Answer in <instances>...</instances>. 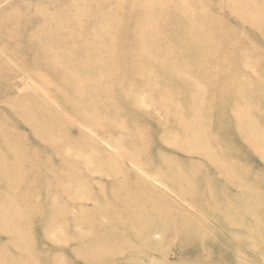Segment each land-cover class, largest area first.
<instances>
[{"label":"rangeland","instance_id":"374dc122","mask_svg":"<svg viewBox=\"0 0 264 264\" xmlns=\"http://www.w3.org/2000/svg\"><path fill=\"white\" fill-rule=\"evenodd\" d=\"M1 121L2 264H264V0H0Z\"/></svg>","mask_w":264,"mask_h":264},{"label":"bare ground","instance_id":"6f19581e","mask_svg":"<svg viewBox=\"0 0 264 264\" xmlns=\"http://www.w3.org/2000/svg\"><path fill=\"white\" fill-rule=\"evenodd\" d=\"M98 32H100V31H98ZM42 33H44L43 31L41 32V34ZM37 36V35H36ZM36 38V41L37 42H39L38 44H40V45H44V41L42 40L41 41V38H38V37H35ZM25 49V48H24ZM42 53H43V56L41 55V53H39L40 54V57L41 58H44L45 60L47 59V56H48V60H46V63L47 64H52L51 62L52 61H54L53 60V57L52 56H50L49 55V53H48V51H47V49H46V51L45 50H42ZM97 61H99L98 60V58L95 60V61H93V65H95V64H97ZM55 62V61H54ZM53 68H54V66H53ZM64 71V70H63ZM64 74H62V76H63ZM60 77V71H57V72H55L54 73V77L55 78H59V79H63V80H66V75L65 76H63V77ZM57 78V79H58ZM68 78V77H67ZM70 80V78H68V81H67V83H65V85L63 86V87H65L69 92H70V95H73V94H76V95H79L80 97H82L83 98V100H84V98L86 97V93H85V91L83 92V94L81 93V91H80V88L78 87V85H73L72 83H71V81H69ZM69 92H68V94H69ZM55 95H57V97L62 101V103H63V106H64V108L67 110V111H73V112H75V113H77V105H75L73 102H71L70 100H66V102H65V98L67 97L66 96V94H64V92H63V89H62V91L61 90H58V89H56L55 90ZM88 100H91V98L90 99H88ZM87 100V103L86 104H88L89 106H91L92 108H93V110L97 113H100V108H97L95 105H93L90 101H88ZM32 102L33 104H34V108L33 107H31V112H32V115H33V117H34V120L35 119H38L37 117H42L43 118V122H39V125L37 126V125H35L34 123L32 124V127H33V129H32V133L36 136L37 135V137L39 136V135H41L46 141H48L49 143H51V146H52V148H51V150L49 151V152H51L52 153V155H62L63 154V156H61V164H66V163H69V164H71L72 162H77L78 163V161H75L76 159L75 158H72L73 159V161H71V157H69L68 155L66 156V154H65V147H68L69 146V144H67V143H71V140L70 141H67V142H65V143H63V142H58L57 140H56V134H55V132H57V134L58 135H61L62 133L60 132V131H53V132H50L49 134H45V135H43V133L41 132V128H46V127H48V126H51V125H53V123L54 122H56V121H59V115L56 113V112H54L53 110L52 111H48L50 108H49V105L47 104V103H45L43 100H41V101H39V98L37 97V96H32V97H30V98H28V100H27V102ZM42 103V104H41ZM30 104V103H29ZM28 104V105H29ZM25 106H27V104L25 105ZM30 107V106H29ZM77 108V109H76ZM80 110V109H79ZM22 111H27L26 110V107H23V104H22V108H21V111H19V113L21 112L22 113ZM47 111H48V113H47ZM30 112V113H31ZM18 113V114H19ZM45 114H49V115H45ZM23 115V114H22ZM26 116V115H25ZM23 117V118H26V117ZM28 117V116H27ZM26 120V119H25ZM36 122V121H35ZM19 136H20V133H17V135L14 137V139L16 140H18L19 139ZM13 138V136H11V135H9L8 133H7V131L5 130V128L3 127V125H2V121L0 122V141L4 144V150L6 151V154L5 155H2V154H0V162L3 160V159H10V161H11V164H13V166H10V168L8 169V168H1V170H0V175L1 176H3V177H5L4 178V183H3V185H4V188H5V190H6V193H14V191H15V189L17 188V186L15 185V181L13 180V178H11V179H9V180H7L8 178H10V177H18V176H20L21 178L24 176L25 177V180H28L29 179V176H28V174L26 173V174H18L19 172H18V168L17 167H15V166H18L19 165V163H18V160L19 159H21V157H23V153L26 151V149L25 150H23V149H13L11 146H10V141H11V139ZM67 144V145H66ZM73 149L74 150H80V148L81 149H83L82 147H84V144H82V143H79V142H74L73 143ZM84 148H88L86 145H85V147ZM89 149V148H88ZM39 150V149H38ZM37 150V151H38ZM40 151V150H39ZM85 151V150H84ZM36 153L37 152H34V150H33V153L32 154H30L31 156H29V157H27V159H32V160H36L35 161V167L37 168V167H39L40 165H45V164H48V161H52L53 159H52V157H51V155H49V157H46L47 158V160L45 159V157H43V159H37L36 158V156H34V155H36ZM40 153V152H39ZM99 158H101V156L99 157ZM77 160H79V159H77ZM99 160V159H98ZM39 161V162H38ZM80 161V160H79ZM40 162H42V163H40ZM98 163H99V161H97ZM103 163V162H102ZM73 164V163H72ZM67 165V164H66ZM71 168H69V170H70ZM67 170V169H66ZM74 172V171H73ZM50 174V173H49ZM64 174V173H63ZM77 174V173H76ZM65 175V174H64ZM73 175V174H72ZM75 175V174H74ZM64 177V176H63ZM62 177V178H63ZM74 177V176H73ZM75 177H78V175H75ZM71 178H72V176H71ZM64 179V178H63ZM80 179V178H79ZM64 180H68V179H64ZM75 181L77 180V179H74ZM7 181H9V182H7ZM69 181H72V179H70ZM73 182V181H72ZM66 186V185H65ZM67 189H69V187L67 188ZM127 190V189H126ZM120 192V191H119ZM122 194H123V200H124V202L126 203V201L127 200H129V202L131 203L132 202V200L133 199H130V197L128 196L129 195V193L128 192H126L125 190L123 191V192H121ZM113 194V193H112ZM114 194H116V192L114 193ZM121 195V194H120ZM116 196V195H115ZM120 197V196H119ZM126 197H128L127 199H126ZM123 202V203H124ZM134 202V201H133ZM132 202V203H133ZM9 206H11V205H9ZM57 207V206H56ZM62 208V207H61ZM108 211H110V209L108 210ZM135 211V210H134ZM137 211V210H136ZM140 211H146V210H144V209H141ZM126 212H127V214L129 215V216H131L132 215V217H134V218H136V214H134L133 212H131V211H128V210H126ZM110 213H111V211H110ZM109 213V214H110ZM108 214V215H109ZM133 214H134V216H133ZM139 214V213H138ZM142 215V214H141ZM1 216V215H0ZM139 216H140V214H139ZM101 225V224H100ZM104 228L106 229V227L104 226ZM2 230H0V232H1ZM81 245V244H80ZM85 246V245H84ZM83 248V247H82ZM85 248V250H86V247H84ZM83 251H84V249H83ZM87 251V250H86ZM88 252V251H87ZM4 252H1V254H3ZM95 253H97V252H95ZM3 262L2 261H0V264H2Z\"/></svg>","mask_w":264,"mask_h":264}]
</instances>
